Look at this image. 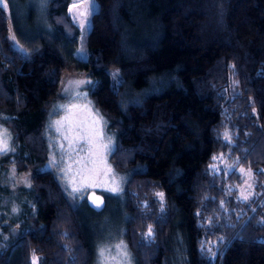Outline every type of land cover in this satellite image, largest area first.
Returning <instances> with one entry per match:
<instances>
[{
  "label": "trees",
  "instance_id": "1",
  "mask_svg": "<svg viewBox=\"0 0 264 264\" xmlns=\"http://www.w3.org/2000/svg\"><path fill=\"white\" fill-rule=\"evenodd\" d=\"M96 1L81 34L65 24L70 0L39 16L0 0V125L14 147L0 172L30 169L32 182L10 216L0 207V264L94 263L102 213L38 169L71 69L89 80L115 133L109 160L128 173L119 214L134 264H264V0Z\"/></svg>",
  "mask_w": 264,
  "mask_h": 264
},
{
  "label": "rangeland",
  "instance_id": "2",
  "mask_svg": "<svg viewBox=\"0 0 264 264\" xmlns=\"http://www.w3.org/2000/svg\"><path fill=\"white\" fill-rule=\"evenodd\" d=\"M47 1L26 0L24 5L18 6V13H25L29 7H34L39 16ZM96 9V0H70V19L69 23H65L66 27H77L82 34L90 28L91 14ZM39 20L35 16V26L39 25ZM20 26L22 32L24 23ZM12 37V47L27 55ZM88 82L84 74L75 70L64 72L59 85L61 98L53 103L45 124L47 161L38 169L52 170L77 205L86 202L87 193L91 190L105 197L106 206L99 212L102 214L95 224L96 254L93 264H134L132 253L123 238L122 216L119 214L128 173L116 171L109 160L115 145V133L108 129L109 121L88 97ZM0 140L7 143V150L0 143V156L14 151L11 133L2 125ZM31 184L30 169L18 172L14 166H8L0 172V185L9 189L8 194H0V207L9 206L8 216L16 209L18 190L29 188ZM239 186L243 196L248 197L252 188L250 179H244Z\"/></svg>",
  "mask_w": 264,
  "mask_h": 264
},
{
  "label": "water",
  "instance_id": "3",
  "mask_svg": "<svg viewBox=\"0 0 264 264\" xmlns=\"http://www.w3.org/2000/svg\"><path fill=\"white\" fill-rule=\"evenodd\" d=\"M86 203L88 207L95 212L102 211L106 206L105 197L94 190H91L87 193Z\"/></svg>",
  "mask_w": 264,
  "mask_h": 264
},
{
  "label": "snow or ice",
  "instance_id": "4",
  "mask_svg": "<svg viewBox=\"0 0 264 264\" xmlns=\"http://www.w3.org/2000/svg\"><path fill=\"white\" fill-rule=\"evenodd\" d=\"M65 139H67V137H65ZM0 143H2L4 145V150H7V143H6V141L0 140ZM113 191H115V189H113ZM149 234H151V229H149ZM33 264H35V261L33 262Z\"/></svg>",
  "mask_w": 264,
  "mask_h": 264
}]
</instances>
